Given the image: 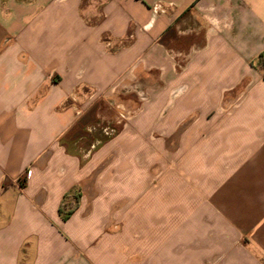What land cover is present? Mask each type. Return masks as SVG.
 Instances as JSON below:
<instances>
[{
	"label": "crops",
	"instance_id": "crops-1",
	"mask_svg": "<svg viewBox=\"0 0 264 264\" xmlns=\"http://www.w3.org/2000/svg\"><path fill=\"white\" fill-rule=\"evenodd\" d=\"M83 3L0 0V264H264V0Z\"/></svg>",
	"mask_w": 264,
	"mask_h": 264
},
{
	"label": "rangeland",
	"instance_id": "rangeland-1",
	"mask_svg": "<svg viewBox=\"0 0 264 264\" xmlns=\"http://www.w3.org/2000/svg\"><path fill=\"white\" fill-rule=\"evenodd\" d=\"M92 0H84L83 6H85L88 3H91ZM83 109L82 108H78L77 112L79 114L83 113ZM94 129L98 130V132H100L102 135L108 136V137H113L114 135H116L118 133V129L114 128L113 126H106V125H100V126H94L90 129V132L95 131Z\"/></svg>",
	"mask_w": 264,
	"mask_h": 264
},
{
	"label": "trees",
	"instance_id": "trees-1",
	"mask_svg": "<svg viewBox=\"0 0 264 264\" xmlns=\"http://www.w3.org/2000/svg\"><path fill=\"white\" fill-rule=\"evenodd\" d=\"M258 64L260 67L264 68V52H262L259 56H258ZM64 205L61 206V212L63 213L64 217H67V215L71 212V210H64Z\"/></svg>",
	"mask_w": 264,
	"mask_h": 264
}]
</instances>
